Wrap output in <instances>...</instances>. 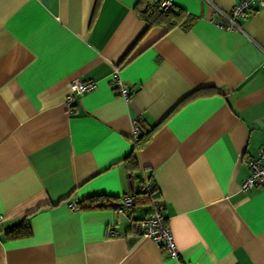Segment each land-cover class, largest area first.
Instances as JSON below:
<instances>
[{"label": "crops", "instance_id": "crops-1", "mask_svg": "<svg viewBox=\"0 0 264 264\" xmlns=\"http://www.w3.org/2000/svg\"><path fill=\"white\" fill-rule=\"evenodd\" d=\"M146 1L0 0V264H177L131 229L144 181L185 264H264V189L240 188L264 147V7L231 31L241 0H170L176 24L147 29ZM74 79L96 86L68 108ZM97 195L133 204L82 207Z\"/></svg>", "mask_w": 264, "mask_h": 264}, {"label": "built area", "instance_id": "built-area-1", "mask_svg": "<svg viewBox=\"0 0 264 264\" xmlns=\"http://www.w3.org/2000/svg\"><path fill=\"white\" fill-rule=\"evenodd\" d=\"M172 4L170 0H164L162 2V7L167 9ZM259 7H264V0H241L235 4L229 12L225 13L220 11L223 21L219 23V26L231 31L241 30L239 20L248 17ZM261 67L264 68V62H262ZM116 80L121 88V93L124 96H128V90L124 86L123 81L120 78ZM95 86L96 83L91 80H72L65 98L67 107L70 108L79 95L94 89ZM138 132L139 124L134 120L132 122V137H136ZM247 164L249 173L240 185L241 190H248L253 187H261L264 189V147L260 148L256 156L249 158ZM145 190L148 192L151 191V185L147 184ZM114 204L116 206L115 209L120 212L125 207H131L133 199L129 195H124ZM68 206L72 210L80 207L76 201L70 202ZM162 211L163 208L160 200L157 197L151 198L149 212L144 217L134 220L131 229L139 234V236L150 238L158 244L170 257L175 258L177 264H185L181 259L180 252L174 242L172 232ZM108 234L111 236L120 235V233L113 228L108 230Z\"/></svg>", "mask_w": 264, "mask_h": 264}, {"label": "trees", "instance_id": "trees-1", "mask_svg": "<svg viewBox=\"0 0 264 264\" xmlns=\"http://www.w3.org/2000/svg\"><path fill=\"white\" fill-rule=\"evenodd\" d=\"M145 1V0H143ZM164 0H152V2H149L148 0L145 2V7L141 10V15L145 18L147 21V29L154 26V25H165L167 28H171L174 26L177 22V19L180 16V10L177 9V7L172 4L169 8L165 9L162 7V2ZM133 140V147L130 153L124 157V160H128V166L129 170L132 172L137 168V159L135 151L137 148L142 147L148 140H149V134L145 136V134H142L141 132V126L139 125V132L136 137H131ZM149 184V182L144 181L142 185V190L139 192L140 195H143L146 200L150 201L151 198L157 197L155 194V187L151 185V191L145 190V186ZM110 199H113L111 197H108L106 195H97L92 196L90 198H87L86 201L89 203L87 206H83L84 208H94V207H109L115 205H110L108 201ZM96 201H104V203L95 205ZM80 202V207H81ZM3 236L7 239H20L23 237H26L30 235L31 233V227L28 223V221L24 218L20 220L18 223L5 228L3 231Z\"/></svg>", "mask_w": 264, "mask_h": 264}]
</instances>
